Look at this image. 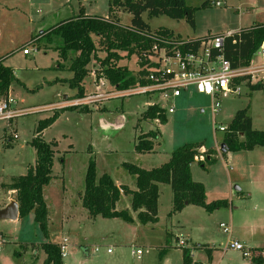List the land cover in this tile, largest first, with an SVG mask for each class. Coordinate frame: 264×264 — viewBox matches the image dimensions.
Here are the masks:
<instances>
[{
	"label": "rangeland",
	"instance_id": "rangeland-1",
	"mask_svg": "<svg viewBox=\"0 0 264 264\" xmlns=\"http://www.w3.org/2000/svg\"><path fill=\"white\" fill-rule=\"evenodd\" d=\"M185 1L198 7L194 26L184 19L166 15L150 17L145 12L142 19L151 30L165 27L183 38L221 34L264 19V0H223L221 6L205 7H200L205 0ZM108 8V0H0V57L4 55V65L14 71L9 96L15 100L18 111L9 126L7 119L0 118V183L26 173L29 165L35 163V149L30 140L36 134L37 121L66 107L64 95L68 100L76 96V90L67 83L73 75L68 66L74 53L63 60L54 48L61 41L58 39L49 46L40 37L41 31L78 12L107 16ZM237 8L242 10L239 12ZM118 16L121 24H130L129 13L119 9ZM94 41L97 57L103 58L105 51L99 39L94 37ZM25 47L31 49L27 54L23 53ZM260 58L258 52L252 57L255 63ZM59 61L64 68H56ZM135 61L136 57L131 55L119 63L136 72ZM99 67L97 58L87 64L83 94L97 91L107 95L113 89L105 77H96ZM57 77L61 78L60 82H50ZM247 81L236 84L232 81L237 94H221L215 113L211 110L210 96L188 88L175 99L174 111L166 113L165 123L143 117L153 102L168 105L157 93L104 96L89 106L88 111L61 110L41 133L44 141L56 142L52 178L43 187L48 208L46 232L34 221L32 212L16 220L0 219V264H43L46 254L40 244L46 241L60 244L64 237L67 239L65 264H181L183 248L205 253L203 247L212 248V244L216 256L221 254L225 264H240L243 259H249L229 247L223 250L228 233L219 227L221 222L229 224L234 234L244 222L264 215L260 210L264 207V146L251 151H220L224 131L238 109H246L253 127L264 130V92L251 90ZM218 126H224L225 130L220 131ZM148 131L158 133L152 150L136 151L138 136ZM187 142L203 143L196 160L204 161L205 151L216 153L215 162H205L204 167L194 161L190 165L191 177L204 185L207 202L227 199L229 205L211 212L192 205L169 215L172 190L162 184L155 222H140L136 212L130 210L129 196L120 199L116 208H127L134 215L132 222L91 216L82 206L78 194L83 190L90 156L95 160L97 177L108 173L112 179L135 189V176L125 169L124 162L146 168L160 166L173 149ZM260 181L262 186L257 185ZM235 186L242 191L230 194ZM13 195L15 199V191L8 193L5 187H0V206ZM25 244L29 247L25 248ZM33 244L35 247H31ZM136 249L142 251L140 257L134 253Z\"/></svg>",
	"mask_w": 264,
	"mask_h": 264
},
{
	"label": "trees",
	"instance_id": "trees-1",
	"mask_svg": "<svg viewBox=\"0 0 264 264\" xmlns=\"http://www.w3.org/2000/svg\"><path fill=\"white\" fill-rule=\"evenodd\" d=\"M214 0H205L200 7L212 5ZM108 15H86L79 12L65 20L55 23L41 32L40 37L47 41V45L54 44L59 39L61 44L54 48L59 52V57L70 58L68 68L73 75L67 79L70 88L75 89L77 97L83 96L84 77L87 75V64L93 59L99 60V69L96 77H105L111 86L118 89L127 88L137 81L138 74L131 71L127 65L120 64L124 57L134 55L136 59L153 43L146 34L151 31L148 24L142 19V13L148 16L166 15L172 19H184L194 26V13L198 7L186 4L185 0H108ZM130 14V24L120 23L118 11ZM155 32L180 38L170 29L159 27ZM206 36V35H205ZM191 38L184 46L195 48L201 38ZM94 37L99 39L105 51L103 58L96 55ZM264 42V22H256L250 26L240 28L223 41L224 57L230 61L232 68L245 67L250 64L253 55ZM15 78L11 67L4 65L0 58V99L7 98L9 86ZM247 77L235 78L234 84L242 82ZM251 90H263L264 81L246 82ZM75 96V97H76ZM64 109H77L88 111V107L66 106L54 110L52 115L37 121L35 136L30 144L35 149L36 159L34 165H29L26 173L14 176L9 183H0V187L15 191V201L18 203V217L33 213L34 221L43 232H46L48 208L43 199V187L51 178L54 147L56 142H46L41 138V133L50 126ZM144 118L157 119L165 123L166 113L156 105H151L143 112ZM156 131H148L138 136L135 150L148 152L154 146ZM222 143L227 151L250 150L255 146H264V130L252 128L251 117L246 109H238L227 125L222 137ZM201 142H187L175 149L169 159L160 166L150 169L142 168L136 164L124 162L125 169L136 179V189L131 190L126 185H116L108 173L96 176V166L93 157L88 158L84 173L83 190L79 192L81 204L91 216L101 215L109 218H121L127 222L133 221L131 212L117 209L116 203L122 195L130 197V210L136 212L135 217L142 223L157 220L159 198V184H167L172 190L171 209L169 215L181 210L186 204H194L211 212L214 209L229 205L227 199L206 201L204 185L194 181L191 177L190 164L196 161L202 167L205 162H215V152L205 151L204 161L196 160L201 155L199 148ZM225 152V153H226ZM40 247L46 257L43 264H63L59 245L50 241L42 242ZM257 264L264 261L257 256L252 258ZM193 264L190 251L182 249V263Z\"/></svg>",
	"mask_w": 264,
	"mask_h": 264
},
{
	"label": "built area",
	"instance_id": "built-area-1",
	"mask_svg": "<svg viewBox=\"0 0 264 264\" xmlns=\"http://www.w3.org/2000/svg\"><path fill=\"white\" fill-rule=\"evenodd\" d=\"M222 3V0L212 1V5L215 6H221ZM231 33L227 31L221 34L206 35L200 39L197 47L184 49L189 42L188 38H176L151 30L146 35L153 40V43L135 61L137 66L135 73L138 76L134 84L124 89L112 86L113 89L108 91L107 95L97 91L86 93L81 97L67 100V106L89 107L95 101L102 100L104 96L110 98L157 93L160 99L168 105L153 102L148 106L156 105L165 113H171L174 111L175 99L188 88L193 87L197 92L211 97V110L215 113L219 108L218 98L221 94L231 92L237 94L231 85L235 78L247 77L250 82L254 81V83L264 81V63L254 64L250 61L248 66L232 68L230 61L224 57L223 41ZM29 50L25 47L23 53L27 54ZM257 52L264 57L263 43ZM14 105L15 100L10 96L0 99V118L7 119V125L18 112ZM218 129L224 131L225 127L218 126ZM12 136L17 138L16 134ZM219 227L225 233L230 232V227L226 223H219ZM66 243L67 239L64 238L59 244L62 257L66 255ZM227 247L239 251L243 257L252 259L259 256L264 259V249L248 250L236 240H231ZM97 250L98 248L95 247L94 251ZM107 252H110V248ZM134 253L140 257L142 251L136 249Z\"/></svg>",
	"mask_w": 264,
	"mask_h": 264
},
{
	"label": "crops",
	"instance_id": "crops-1",
	"mask_svg": "<svg viewBox=\"0 0 264 264\" xmlns=\"http://www.w3.org/2000/svg\"><path fill=\"white\" fill-rule=\"evenodd\" d=\"M223 1V0H222ZM225 1V0H224ZM242 9L241 8H237V11H241ZM244 10H246L247 11V9L246 8H244ZM79 13V12H78ZM84 14H86V13H84ZM87 15V14H86ZM108 15V14H107ZM74 16V15H73ZM65 20V19H64ZM62 21V20H61ZM256 22H264V19H260V20H256V21H254L253 23H251V24H249V25H246V26H250V25H252V24H254V23H256ZM55 24V23H54ZM39 25H44L43 23H39ZM53 25V24H52ZM47 27H49V26H47ZM243 27H245V26H243ZM240 28H242V26H240V27H238V28H236L235 30H227V31H230V32H234V31H237L238 29H240ZM227 31H225V32H227ZM42 32V31H41ZM173 32V31H172ZM174 33V32H173ZM175 34V33H174ZM176 35H178V34H176ZM180 36V35H179ZM181 37V36H180ZM183 38V37H182ZM188 39H191V38H197V37H187ZM35 39H33V41H34ZM52 44H50L49 46H51ZM55 47V46H54ZM31 50V49H30ZM257 53V52H256ZM3 57H5L4 55L3 56H1L0 58H3ZM260 61H258L257 63H255V62H253V59H251V61H252V63H254V64H261V63H264V57L263 56H261L260 55ZM3 61H4V59H3ZM62 64L63 63H61L60 61H59V63H57V65H56V68L57 69H61V68H64L65 66H62ZM60 80H61V78H56V79H52L51 81L50 80H48V83H49V81L52 83V82H56V81H58V82H60ZM252 83H254V81H251ZM84 84V83H83ZM84 86V85H83ZM10 87V86H9ZM86 89V88H85ZM8 96H9V90H8ZM63 98L64 99H66L65 101H67L68 100V97L66 96V95H64L63 96ZM251 121H252V128H254L253 127V120H252V118H251ZM254 129H256V128H254ZM256 148V146L254 147V148H252V150L253 149H255ZM251 151V150H250ZM222 153V152H221ZM227 153V152H226ZM227 156V155H226ZM35 159H36V157H35ZM34 162H35V160H34ZM192 164V163H191ZM190 164V165H191ZM30 165H32V164H30ZM33 165H34V163H33ZM53 165V164H52ZM140 167H143V166H140ZM143 168H145V169H150V168H146V167H143ZM152 168V167H151ZM114 180V182H115V184L116 185H118L119 186V184H122V185H125L124 183H122V182H120V181H118V180H115V179H113ZM51 181V180H50ZM10 181H7V182H2V183H9ZM258 186H262V183H261V181L257 184ZM127 186V185H126ZM161 186H162V184H159V191H160V189H161ZM128 187V186H127ZM236 187V186H235ZM233 188V191H232V189L230 190V194H233V192H241L242 190H241V188L240 187H238V189L237 188ZM129 188V187H128ZM129 189H131V190H134V188L132 189V188H129ZM136 189V188H135ZM7 192L9 193V192H13L14 193V190H11V189H7ZM205 194H206V191H205ZM247 194L250 196L251 195V193L250 192H247ZM5 194H3L2 193V196H4ZM1 196V197H2ZM0 197V198H1ZM79 197V196H78ZM124 197H126L125 195H122L121 196V198L120 199H122V198H124ZM80 199V198H79ZM159 199V198H158ZM11 200H15L14 199V195H13V198L11 197V198H7L6 199V201L0 206V208H2V207H4V206H6L7 205V203H9ZM192 205H194V204H186L180 211H182V210H184V209H186V208H190L189 206H192ZM197 206V205H196ZM201 207V206H200ZM232 208H233V206H231ZM254 208V210L256 209V206H254L253 207ZM158 209V208H157ZM260 210H261V212L262 213H264V207H261L260 208ZM180 211H178V212H180ZM174 213H176V212H174ZM174 213H172V214H174ZM136 215V214H135ZM132 216H134V215H132ZM19 217H17V219H18ZM16 220V219H15ZM227 225H229V224H227ZM229 227H230V232L228 233V238H227V240H226V245L231 241V240H236V241H239L241 244H243L244 245V247L246 248V249H248V250H260V249H264V215L263 214H261L260 215V217L259 218H257L255 221H250V222H244L243 223V225H241V227L238 229V231H235L234 232V234H232V229H231V225H229ZM65 238V237H64ZM63 238V239H64ZM62 239V240H63ZM62 242V241H61ZM26 246H25V248H28L29 246H28V244H25ZM59 245V244H58ZM225 245V247H224V249L223 250H225V248H228L227 246ZM35 247V245L33 244V245H31V247ZM214 246V244H212V248L211 247H203L205 250H206V254L205 253H202V252H200V251H198V250H195V251H190V255H191V260H192V263L193 264H200V263H202V264H225V262H223L222 260H223V257L221 256V254L220 255H217L216 256V251H215V247H213ZM73 250H71V252H72ZM73 253V252H72ZM196 253V254H195ZM62 259H63V257H62ZM216 259V260H215ZM264 260V259H263ZM181 263H182V251H181ZM63 264H65L64 263V261H63ZM240 264H257V263H255V262H253L252 261V259L251 258H249V259H246V260H244L243 259V261L240 263ZM262 264H264V261L262 262Z\"/></svg>",
	"mask_w": 264,
	"mask_h": 264
},
{
	"label": "water",
	"instance_id": "water-1",
	"mask_svg": "<svg viewBox=\"0 0 264 264\" xmlns=\"http://www.w3.org/2000/svg\"><path fill=\"white\" fill-rule=\"evenodd\" d=\"M264 47V42H263ZM220 151L225 153L227 148L224 147V143L220 144ZM235 188L238 189L236 186ZM18 217V203L15 200H11L6 206L0 208V219L15 220Z\"/></svg>",
	"mask_w": 264,
	"mask_h": 264
}]
</instances>
